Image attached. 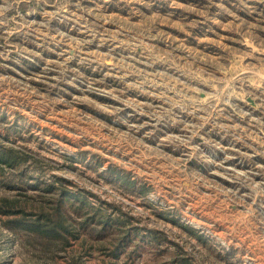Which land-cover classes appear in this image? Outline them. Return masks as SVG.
<instances>
[{"label": "rangeland", "instance_id": "374dc122", "mask_svg": "<svg viewBox=\"0 0 264 264\" xmlns=\"http://www.w3.org/2000/svg\"><path fill=\"white\" fill-rule=\"evenodd\" d=\"M0 142V264H264V0H0ZM76 193L66 244L5 224Z\"/></svg>", "mask_w": 264, "mask_h": 264}, {"label": "trees", "instance_id": "16d2710c", "mask_svg": "<svg viewBox=\"0 0 264 264\" xmlns=\"http://www.w3.org/2000/svg\"><path fill=\"white\" fill-rule=\"evenodd\" d=\"M29 155L17 148H14L10 145H5L0 142V180L2 181V175L5 174L4 167L11 169L13 172L16 169L21 168V170L15 172L12 174L13 179L15 181H22V179L27 178L26 169L28 166V162L31 163V166L33 167V170L37 168L36 160L34 158H31L28 160ZM125 175L118 176L119 180H123L121 185L127 188L134 187V182L130 181L128 178H125ZM62 180L57 178V181H60L61 184H59V189H62ZM64 181V180H63ZM21 183V182H18ZM9 183H5V185H8ZM36 186H39L38 184ZM55 184L53 182H49L47 184H44V187L42 189L47 191H52L55 189ZM139 191H142V193H146V190L143 186L137 187ZM62 193V190H60ZM64 195V196H63ZM69 196L67 194H61V197L57 198V201L55 206H50L47 209L44 210L43 207L39 209L34 214L27 213L25 210L21 208H12L10 204H7L6 207L10 208H4L1 209V212L4 214H13L16 217H13L12 219H6L5 224L8 226L10 230L13 232H22L24 237H32L34 236L33 240L37 243H44V244H54L55 242L58 244H63L68 242V234L73 235L70 223H69V217L63 213V210L61 209V205L67 201L70 207H73L75 210H83L87 209L85 208V204L83 203V195H80L79 193H76L73 196V199H68ZM18 215V217H17ZM99 218L95 222H99L100 226H102V229L106 227H113V225H110L113 223L112 219L108 217L107 218ZM115 225L121 224L126 225L124 221L116 220ZM97 232L102 233V230H95ZM145 233L148 237L150 236L151 239H153L155 242L159 243V235L160 233L148 230ZM93 235V234H92ZM75 236V235H74ZM136 238L138 236V231H128L124 232L123 235L118 240V243L116 247H120L124 245L128 241L129 237ZM130 237V239H131ZM149 237V238H150ZM134 240H142V239H134ZM138 243H135V246H137Z\"/></svg>", "mask_w": 264, "mask_h": 264}]
</instances>
